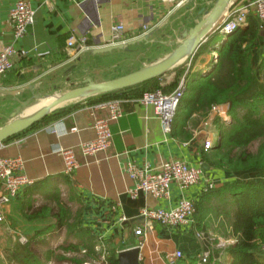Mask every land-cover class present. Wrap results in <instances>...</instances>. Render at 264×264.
I'll return each mask as SVG.
<instances>
[{
	"label": "crops",
	"instance_id": "obj_1",
	"mask_svg": "<svg viewBox=\"0 0 264 264\" xmlns=\"http://www.w3.org/2000/svg\"><path fill=\"white\" fill-rule=\"evenodd\" d=\"M16 1L0 0V51L8 44L17 51L12 68L0 75V127L10 120L20 101L31 103L38 95L41 99L32 105L35 106L62 90L65 84H73L74 69L82 62H97L101 69L107 66L102 58L109 61L108 65H113L110 58L115 57L128 62L125 68L116 71L123 72L100 80L106 81L163 59L183 41L184 32L204 17L216 2L184 0L176 6L162 0H26L34 10V20L26 34L15 39L8 18ZM255 1L232 0L201 43L178 65L160 76V85H168L179 67L184 68L182 76L185 75L186 82L193 76L207 74L217 56L216 50L228 36H219L216 26L230 8L246 7L248 14H254ZM118 22L125 25L126 38L121 44L111 45V27ZM71 35L85 36L90 48L76 52L67 47L66 39ZM108 46H111L109 50L97 51ZM252 67L261 79L264 74V27H260V37L253 49ZM125 88L115 90V97L110 98L121 101L122 116L109 123L111 145L107 151L91 156H82L78 151L81 143L93 137V117L100 114L94 105L105 101L98 97L99 94H93L55 107L44 122L0 143V154L19 157L23 165L21 172L30 178L31 184L50 177L52 186L59 190L66 187L79 203V225L91 229L102 242H107L115 257L120 250L142 243L140 264H169L165 255L175 250L181 251V259L187 262L208 248V239L199 233L209 229L213 221L209 217L210 210L202 220L194 212L187 223L177 227H164L154 221L151 228L144 227L140 211L142 208L170 210L181 198L191 199L195 204L205 192L206 179L219 186L233 176L236 178L237 173L210 165L207 157L212 149H203L207 136L213 144L218 138L219 126L215 119L231 121L229 104H217L206 112L194 110L190 114L183 109L172 122L171 130L166 132L153 106L138 103L139 95L134 96L131 89ZM68 147L76 150L79 162L71 176L63 173L64 163L59 155L61 148ZM171 159H182L190 166L202 167L201 181L184 189L172 183L168 198H154L142 192L136 197L130 196L133 182L125 171L126 162L159 169ZM29 185L21 188L9 202L7 217L9 206L25 200ZM136 227H143L144 234L137 235ZM214 228L213 224L210 229Z\"/></svg>",
	"mask_w": 264,
	"mask_h": 264
},
{
	"label": "trees",
	"instance_id": "obj_2",
	"mask_svg": "<svg viewBox=\"0 0 264 264\" xmlns=\"http://www.w3.org/2000/svg\"><path fill=\"white\" fill-rule=\"evenodd\" d=\"M246 20V26L228 34L227 39L216 50L217 56L213 60L211 70L203 76L187 79L185 92L173 119L176 121L183 109H187L188 114L194 110L206 112L214 105L227 102L231 121L215 119L219 126V135L210 148L212 152L207 161L210 165L233 174L250 169L261 175L252 180H237L233 176L218 187L207 189L195 202V213L197 218L202 220L207 214L206 211L212 207L209 203L216 198L220 208L214 206V214L221 217L230 227L234 240V243L224 249L217 248L213 252L222 250L230 259H217L210 263L213 257L210 252L207 260L210 264H264V74L260 79L252 67L253 49L260 37L259 20L250 13L247 14ZM183 72L184 68H177L168 85L161 87L163 91H171ZM159 86L160 76H157L125 89H131L132 95L135 96ZM115 92L102 93L98 97L110 99L115 97ZM50 117L45 115L33 125ZM255 142V151L249 150ZM35 193L43 198V202L36 207L34 203L37 198L29 197ZM25 194H28L26 198H29L19 202L20 215L25 221L36 225L26 243L18 242L11 248L9 255L14 263L41 264L32 243L44 241L47 234L60 227H64L66 235L75 237L88 252H94L95 233L79 225V207L74 221H70L71 215L62 202L60 190L51 185L50 177L29 185ZM70 246L72 245L66 244L60 247ZM71 260L74 264L83 262L78 258ZM108 260L109 264H116L114 254ZM196 260L197 257H193L186 262L180 257L170 264H196Z\"/></svg>",
	"mask_w": 264,
	"mask_h": 264
},
{
	"label": "built area",
	"instance_id": "obj_3",
	"mask_svg": "<svg viewBox=\"0 0 264 264\" xmlns=\"http://www.w3.org/2000/svg\"><path fill=\"white\" fill-rule=\"evenodd\" d=\"M184 0H162L170 5H180ZM253 11L259 20L260 27H264V0H256ZM249 9L246 7L230 8L223 20L216 26L217 31L222 35H228L246 24V17ZM34 10L26 0H17L9 11V24L15 39L23 37L27 32V27L33 23ZM146 30V25L143 26ZM126 28L122 22L115 23L111 27L110 44L117 45L125 41ZM67 47L73 48L76 52L89 49L86 37H75L73 35L66 39ZM17 51L12 44L5 45L0 51V75L9 71L13 66V58ZM23 55V53L21 54ZM186 89V79L183 75L174 89L164 92L161 87L153 90L143 91L136 101L140 104H150L153 106L157 117L161 121L164 131L171 130L172 122L176 114L177 106ZM94 109L100 111L99 115H94L92 121L93 137L81 143L78 151L82 156H91L105 152L111 145V131L109 123L122 116L121 101L119 99H108L100 101L94 105ZM213 146V142L207 136L203 143V149L208 150ZM59 155L63 160L65 175L71 176L73 170L78 166L77 152L71 147L61 148ZM22 161L17 156H5L0 154V223H5L7 218L6 207L8 203L16 197L19 190L31 184L30 178L21 172ZM125 171L132 180L133 186L129 189L131 197H136L139 193L150 194L154 198H168L169 189L172 183H176L179 188L184 189L199 183L204 175L200 166H190L182 159H171L165 161L159 169L150 168L147 165L138 166L132 162H126ZM216 186L211 180L206 179L204 191ZM195 212L194 201L181 198L176 207L165 210L162 208H142L140 215L144 218V227L151 228L154 221L159 222L164 227H177L187 223ZM137 235L144 234L143 227H136ZM199 236L204 237L203 232ZM21 243H26L27 239L21 235ZM140 243L137 245L139 247ZM182 256L181 251L175 250L165 255L167 263H172ZM209 252L203 250L197 257L198 264H205L208 260ZM138 260L140 263L141 255Z\"/></svg>",
	"mask_w": 264,
	"mask_h": 264
},
{
	"label": "rangeland",
	"instance_id": "obj_4",
	"mask_svg": "<svg viewBox=\"0 0 264 264\" xmlns=\"http://www.w3.org/2000/svg\"><path fill=\"white\" fill-rule=\"evenodd\" d=\"M219 36L222 37L223 35L220 34ZM221 37H219V39ZM101 60H104L102 62H104L105 66L107 65L106 67H104V69L99 68L97 62H89L88 64L82 62L78 64L73 72L74 83L70 85L65 84L62 90H59L57 91V93H53L52 95L61 94L67 90L76 87H81L85 84L86 79L88 78L94 82H101L100 80L103 78L116 76L119 73L123 72L116 71L120 70V68H125L128 64V62L124 61L123 59V62H121V59H119V57H115L112 59L110 58V61H112L113 65H111V63L108 65L109 61L106 58H102ZM159 87L162 86L160 85ZM82 98L83 97L66 101L62 105H68L74 100ZM39 99L41 98L32 100L29 104L31 105L37 102ZM256 147L257 143L255 142L254 144H252V146L249 147V150L255 151ZM256 177L259 178L261 177V175L250 169L246 171H240L236 175L237 180H252ZM60 197L64 205L68 208V214L71 215L70 221L73 222L74 217L77 214L76 210L79 207V203L72 198L70 192L64 186H62L60 189ZM36 198L37 199L34 203V207L43 202L42 197L36 196ZM209 205H212L209 217L213 219V221L211 222V224L208 225L209 229L202 230L204 238L208 239H206L208 242L207 250L209 253H213L214 251H216L217 248L224 249L227 245L234 243V240L231 237V229H226L227 224L224 222V220H222V218L219 216L216 217L214 214L212 208L214 206L220 208V205L216 198L212 199ZM7 212L8 217L6 218V222L0 223V264H16L10 258V250L16 243L20 242L19 238L21 237V235H23L27 239L28 236L34 232L35 229H33V227L36 224L27 222L21 217L17 204L14 206H9ZM213 224L215 228L210 229L212 228ZM44 238V241L41 240L32 243V248L38 255V259L41 264H74V262L71 260L72 258H78L83 260L82 264H109L108 259L109 257H111L112 252L114 251L113 249H109V245L107 244V242H102L100 237L96 235L94 252H88V250L85 249L83 244L78 242L75 237L66 235V229L64 227L52 230V232L47 234ZM211 239L214 240L211 241ZM66 244H70L72 246L66 248L60 247ZM228 258H230V256H227V253L220 250L218 252L213 253L212 261L210 263H214L217 259L227 260ZM210 263L206 262L205 264ZM196 264H198L197 260Z\"/></svg>",
	"mask_w": 264,
	"mask_h": 264
},
{
	"label": "water",
	"instance_id": "obj_5",
	"mask_svg": "<svg viewBox=\"0 0 264 264\" xmlns=\"http://www.w3.org/2000/svg\"><path fill=\"white\" fill-rule=\"evenodd\" d=\"M228 1L229 0H216L214 6L206 12L204 17L193 27L184 32L183 41L169 55L161 60L144 66L136 71L106 81L94 82L88 78L83 86L59 94L49 106L43 107L29 116L22 115V111L30 105L29 100L20 101L19 105L11 113L10 120L0 127V143L32 126L52 109L66 101L93 94L115 91L165 74L168 70L178 65L201 43L204 37L214 27V25L209 27V24L213 22L217 13ZM110 48L111 46L103 47L97 49V51H105ZM36 98L38 99L40 97L37 95ZM138 255L139 247L137 246L122 249L117 253L116 264H140Z\"/></svg>",
	"mask_w": 264,
	"mask_h": 264
},
{
	"label": "bare ground",
	"instance_id": "obj_6",
	"mask_svg": "<svg viewBox=\"0 0 264 264\" xmlns=\"http://www.w3.org/2000/svg\"><path fill=\"white\" fill-rule=\"evenodd\" d=\"M232 0H229L226 5L217 13V16L215 17V19L213 20V22H211V24H209V27H212L213 25H215V23L222 17V15L225 13V11L227 10L228 6L230 5ZM59 96V94H55L52 96H47L45 97L43 100H41L37 105L32 106L34 104H36L37 102L27 106L23 111H22V115L23 116H29L32 113L36 112L37 110L49 106L55 99L56 97ZM40 100V99H39Z\"/></svg>",
	"mask_w": 264,
	"mask_h": 264
}]
</instances>
